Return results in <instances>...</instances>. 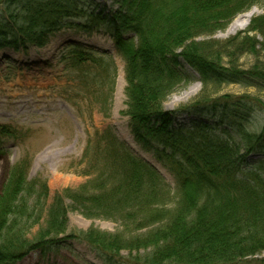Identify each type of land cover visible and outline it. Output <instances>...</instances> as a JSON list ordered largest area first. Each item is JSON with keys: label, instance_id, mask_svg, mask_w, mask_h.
<instances>
[{"label": "trees", "instance_id": "16d2710c", "mask_svg": "<svg viewBox=\"0 0 264 264\" xmlns=\"http://www.w3.org/2000/svg\"><path fill=\"white\" fill-rule=\"evenodd\" d=\"M259 2L115 0L109 9L97 0H0V50L29 54L66 27L89 34L107 29L126 63L132 134L176 180L173 188L113 126L88 137L79 160L88 180L57 192L51 202L48 180L31 178L32 160L25 158L8 169L0 188V264H18L32 253L56 256L72 240L89 245L104 264H241L264 252V177L245 169L250 156H264V120L257 130L248 128L264 112V101L203 93L177 111L164 107L190 82L186 66L204 89L238 83L264 91V12L246 30L212 38ZM71 54V68L91 73V66L100 67L92 78L111 118L115 61L85 49ZM244 56L254 57L247 68L239 62ZM178 113L192 116L191 125L175 128ZM19 135L0 124V154L6 139ZM70 208L123 229L93 225L68 234Z\"/></svg>", "mask_w": 264, "mask_h": 264}, {"label": "rangeland", "instance_id": "374dc122", "mask_svg": "<svg viewBox=\"0 0 264 264\" xmlns=\"http://www.w3.org/2000/svg\"><path fill=\"white\" fill-rule=\"evenodd\" d=\"M97 1L101 6H107L109 9L114 7L115 3V0ZM252 10H256L254 16L262 14L264 0L247 12ZM231 24L212 38L224 40L248 27L229 33ZM127 37L134 36L129 34ZM82 49L115 61L117 83L111 118H107L101 109L103 97H100V83L92 78L100 67L91 66L89 71L91 73L87 72V68L81 70L70 67L68 59L72 55L71 52ZM253 61V56H244L239 62L247 68ZM125 66L126 63L117 52L106 28L89 34L66 27L52 36L47 46L31 47L29 54L12 49L0 50V124L12 126L20 133L18 138H8L3 144L4 152L0 154V188L8 169L25 158L32 160L31 178L41 176L48 180L51 189L50 202L57 192L68 187L78 188L88 180L84 174V167L79 163L88 137L97 129L104 130L108 126H113L117 135L131 147L135 155L155 166L175 188L174 176L151 153L145 152L132 134L130 117L127 114ZM182 71L188 75L190 82L168 97L164 103L167 110L177 111L203 93L210 97L249 94L264 101V91L255 87L223 83L211 84L204 89L198 74L190 67L186 66ZM192 86L197 87V92L185 98L186 91ZM193 119L188 114L178 113L175 128L188 127ZM263 120L264 112H258L248 124V128L257 130ZM248 168L255 169L264 177V156H250L245 169ZM67 204L70 206L71 202L67 201ZM93 225L113 233L123 229L119 222L87 219L70 208L68 234L77 229L86 230ZM39 228L40 225H37L31 235H34ZM123 254L124 260L128 259L126 258L128 253L123 252ZM18 264L104 263L89 245L72 240L59 255L43 259L38 253H32ZM241 264H264V252L245 259Z\"/></svg>", "mask_w": 264, "mask_h": 264}, {"label": "bare ground", "instance_id": "6f19581e", "mask_svg": "<svg viewBox=\"0 0 264 264\" xmlns=\"http://www.w3.org/2000/svg\"><path fill=\"white\" fill-rule=\"evenodd\" d=\"M256 13V10H252L250 12L244 13L240 15L238 18L235 19V21L231 24L230 28L228 29L229 33L235 32L236 30L246 28L254 14ZM197 92V87L192 86L188 91H186L184 97H189L192 94H195ZM179 100V99H177Z\"/></svg>", "mask_w": 264, "mask_h": 264}]
</instances>
